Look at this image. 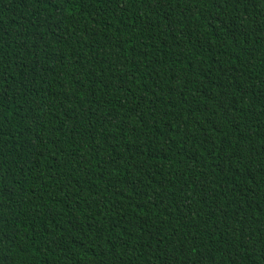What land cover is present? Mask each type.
Segmentation results:
<instances>
[{"label": "trees", "instance_id": "trees-1", "mask_svg": "<svg viewBox=\"0 0 264 264\" xmlns=\"http://www.w3.org/2000/svg\"><path fill=\"white\" fill-rule=\"evenodd\" d=\"M0 264H264V0H0Z\"/></svg>", "mask_w": 264, "mask_h": 264}]
</instances>
